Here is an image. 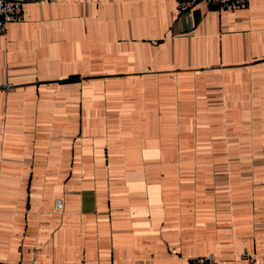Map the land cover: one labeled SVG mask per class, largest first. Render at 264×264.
<instances>
[{
	"label": "crops",
	"instance_id": "crops-1",
	"mask_svg": "<svg viewBox=\"0 0 264 264\" xmlns=\"http://www.w3.org/2000/svg\"><path fill=\"white\" fill-rule=\"evenodd\" d=\"M19 1L0 264H264V0Z\"/></svg>",
	"mask_w": 264,
	"mask_h": 264
},
{
	"label": "built area",
	"instance_id": "built-area-1",
	"mask_svg": "<svg viewBox=\"0 0 264 264\" xmlns=\"http://www.w3.org/2000/svg\"><path fill=\"white\" fill-rule=\"evenodd\" d=\"M177 14L180 18L191 21L194 8L201 2L208 7H216L219 11L232 10L238 0H176ZM23 20V3L19 0H0V36H5L11 23ZM55 210L61 212L64 208L62 200L55 201ZM188 264H219L216 256H199L189 260Z\"/></svg>",
	"mask_w": 264,
	"mask_h": 264
}]
</instances>
